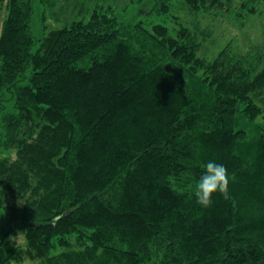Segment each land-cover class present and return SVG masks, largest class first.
Segmentation results:
<instances>
[{
    "label": "trees",
    "instance_id": "trees-1",
    "mask_svg": "<svg viewBox=\"0 0 264 264\" xmlns=\"http://www.w3.org/2000/svg\"><path fill=\"white\" fill-rule=\"evenodd\" d=\"M57 1L0 0V264H264V41L202 51L205 16L262 0H62L36 38ZM208 161L228 183L202 207Z\"/></svg>",
    "mask_w": 264,
    "mask_h": 264
},
{
    "label": "rangeland",
    "instance_id": "rangeland-1",
    "mask_svg": "<svg viewBox=\"0 0 264 264\" xmlns=\"http://www.w3.org/2000/svg\"><path fill=\"white\" fill-rule=\"evenodd\" d=\"M64 1V0H63ZM86 2L83 13L87 16L93 10L96 0H82ZM58 4L53 7L42 5V3H37L33 5V12L31 15L30 26L33 35L38 38L42 36L43 31H48L52 28H57L63 25L64 21L69 22L72 18L70 17L71 7L60 8V3L62 0L57 1ZM117 8L114 9L116 13L123 9V17H127L134 14L133 3L130 0H116ZM259 11L257 14L249 15L248 21L244 26H240L238 23L232 21L230 17L226 14L218 16L216 18H210V16H205L202 24L204 26H209L212 30V38L207 40L204 44V49L202 51L208 53V56L214 55L221 47L229 43L234 49H245L249 46L259 45L264 41V0L259 3ZM43 8H46L44 10ZM70 8V9H69ZM45 14V17L42 15ZM68 15L69 18H65ZM6 16V9L4 4H0V30L2 22ZM75 16V15H74ZM73 16V17H74ZM79 17L76 16V18ZM38 47V41H35L32 49L35 50ZM3 103L7 107H10L12 100L6 99ZM3 214L0 212V222L4 219ZM20 243H24V238L18 236L15 238ZM12 264H35V261L26 260L24 262L12 263Z\"/></svg>",
    "mask_w": 264,
    "mask_h": 264
},
{
    "label": "clouds",
    "instance_id": "clouds-1",
    "mask_svg": "<svg viewBox=\"0 0 264 264\" xmlns=\"http://www.w3.org/2000/svg\"><path fill=\"white\" fill-rule=\"evenodd\" d=\"M228 183V173L224 165L215 161H208L203 166L195 191L196 202L202 207H208L212 203L213 194L224 193Z\"/></svg>",
    "mask_w": 264,
    "mask_h": 264
}]
</instances>
